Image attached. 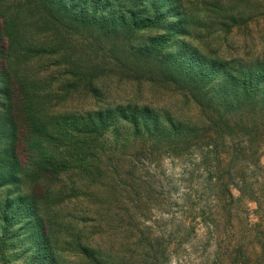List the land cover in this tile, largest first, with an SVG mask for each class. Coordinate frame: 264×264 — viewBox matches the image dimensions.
I'll list each match as a JSON object with an SVG mask.
<instances>
[{"label": "rangeland", "instance_id": "obj_1", "mask_svg": "<svg viewBox=\"0 0 264 264\" xmlns=\"http://www.w3.org/2000/svg\"><path fill=\"white\" fill-rule=\"evenodd\" d=\"M51 1L73 11L71 0ZM179 2L185 39L201 54L264 63V0ZM68 22L41 0H0V264H155L158 253L160 264H211L214 243L201 230L195 243L189 221L197 209L215 211L212 193L186 175L190 159L148 154L111 120L94 131L117 107L147 108L149 121L162 122L194 120V104L132 63L128 49L137 52L140 38L95 43ZM83 120L93 137L80 148ZM47 144L65 163L57 179L38 165ZM256 211L254 203L232 210L252 225ZM240 226L221 231L225 244ZM258 238L246 233L239 264H264Z\"/></svg>", "mask_w": 264, "mask_h": 264}, {"label": "trees", "instance_id": "obj_2", "mask_svg": "<svg viewBox=\"0 0 264 264\" xmlns=\"http://www.w3.org/2000/svg\"><path fill=\"white\" fill-rule=\"evenodd\" d=\"M41 1L62 20L75 21L76 35L95 43L127 44L138 38L144 41L137 52L128 49L132 63L163 86L180 91L194 104L195 119L185 121L165 116L162 122L149 121L147 108L117 107L99 116L100 125L94 131L111 120L121 123L148 154L162 149L172 158L190 159L186 175L198 174L197 186L212 193L215 211L206 214L203 209L194 210L189 221L195 243L202 242L197 233L200 230L206 231L214 243L211 264H239L249 252L246 233L260 236L258 249L262 251L264 166L260 158L264 154V63L244 66L201 54L185 39L186 20L179 0H71L68 6L73 11L69 13L66 4L55 10L51 0ZM88 122L83 120L78 129L80 138L76 141L80 148H85L93 137V132L83 133L88 130ZM43 154L45 161L39 159L38 165L57 179L65 163L53 159L49 144L43 148ZM191 187L185 188L187 192ZM233 191L238 193L237 197ZM248 203L257 205L258 222L253 225L249 214L232 212ZM234 221L245 226L233 228L235 237L225 244L221 231L227 233V227ZM158 254L152 258L155 264H160ZM52 257L50 253V257L44 258Z\"/></svg>", "mask_w": 264, "mask_h": 264}]
</instances>
